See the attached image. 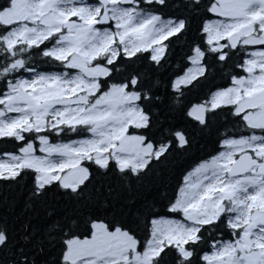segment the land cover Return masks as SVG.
<instances>
[{"label":"snow or ice","instance_id":"obj_1","mask_svg":"<svg viewBox=\"0 0 264 264\" xmlns=\"http://www.w3.org/2000/svg\"><path fill=\"white\" fill-rule=\"evenodd\" d=\"M0 264H264V0H0Z\"/></svg>","mask_w":264,"mask_h":264}]
</instances>
